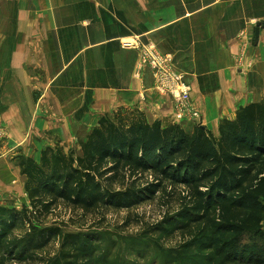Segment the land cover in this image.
I'll use <instances>...</instances> for the list:
<instances>
[{"label":"trees","instance_id":"1","mask_svg":"<svg viewBox=\"0 0 264 264\" xmlns=\"http://www.w3.org/2000/svg\"><path fill=\"white\" fill-rule=\"evenodd\" d=\"M19 166L33 208L45 211L58 205L84 213L130 209L165 185L183 187L190 208L179 214L181 224L191 223L192 233L199 227L211 231L212 248H220L228 262L264 264V101L239 107L234 120L220 123L217 137L199 125L186 132L139 115L129 125L103 117L78 156L47 148L38 162L21 159ZM18 222V214L0 206L3 257L21 261L56 235L29 234L19 241L22 252L7 255ZM64 239L71 251L62 255L63 264L91 259L90 239Z\"/></svg>","mask_w":264,"mask_h":264},{"label":"rangeland","instance_id":"2","mask_svg":"<svg viewBox=\"0 0 264 264\" xmlns=\"http://www.w3.org/2000/svg\"><path fill=\"white\" fill-rule=\"evenodd\" d=\"M7 15L6 32L15 24L9 13ZM9 34H5L4 45H0V206L18 214L19 225L12 234L11 244L5 254L22 252L23 243L19 241L34 232L36 235L42 231L56 230V235L42 251L29 253L21 261L11 255L3 257L0 252V264H63L62 255L71 251L68 244L64 243V238L69 235L86 237L94 245L91 259L82 264H239L226 261L220 248L216 251L212 248L210 243L214 236L211 231L199 227L192 233L191 223L181 224L179 214L183 215V210L190 208L183 187L165 185L152 199L141 201L130 209L110 207L90 213L60 205L47 211L34 209L26 191L27 178L21 174V159L36 161V158L38 162L42 151L47 148H59L64 154L73 157L81 154V144L92 129L89 123L84 125L82 120L93 108L94 89L100 85L104 89L114 84L109 83L107 74H92L87 59L86 65L74 63L65 68L59 65L61 57L67 61L76 55V51L37 50L34 52L35 63L24 68L25 73L32 77L25 79L26 95L22 82L14 76L12 52L8 49L12 33ZM123 42L137 45L133 40H123L121 45ZM132 48L139 51L135 72L136 69L140 74L145 70L149 72L153 78V89L173 100L168 92L156 88L155 79L170 77V71L188 85L183 76L176 72L171 55L163 54L170 56V66L154 73L149 67L137 65L141 49ZM57 74L60 75L58 78ZM46 75H52L53 78H46ZM240 79H228V90H233L231 94L234 96L236 87L243 85ZM249 80L250 84L258 80L259 86L264 82V78ZM192 81L195 85L190 106L196 116L185 115L180 118L174 114L176 118L191 120L190 127H182L186 132H191L199 125L217 137L218 131H212L213 123L220 125L228 117L219 98L218 102L215 101L217 93L220 96L222 94L225 78H192ZM250 98L246 96L242 101ZM258 99L259 102L264 101L262 97ZM62 110L70 115V119L67 117L70 121L60 130L55 120L60 117ZM121 111L118 109L115 115L108 114L106 117L118 124L129 125L135 116ZM50 120L53 121L51 125L48 123ZM48 127H52V131H48ZM186 224H190L189 229L183 230ZM262 226L264 229V222Z\"/></svg>","mask_w":264,"mask_h":264},{"label":"crops","instance_id":"3","mask_svg":"<svg viewBox=\"0 0 264 264\" xmlns=\"http://www.w3.org/2000/svg\"><path fill=\"white\" fill-rule=\"evenodd\" d=\"M8 13L15 24L6 32ZM6 33H12L8 49L14 76L26 95L25 79L32 77L24 68L35 63L37 50L76 51L67 61L61 57L59 65H81L87 59L92 74L108 75L114 86L94 89L93 108L82 120L91 128L118 109L139 115L149 124L183 128L192 124L176 118L172 100L153 89L149 72H135L139 51L124 48L123 40L152 44L171 55L176 72L188 84L191 102L192 78H225L215 101L219 98L223 103L227 120L234 119L239 107L264 98V82L259 86L258 80L252 84L249 80L264 78V0H0V45ZM229 78L243 81L236 87V96L228 90ZM246 96L250 100L242 101ZM59 116L55 125L62 130L70 115L62 110ZM218 128L213 123L212 131Z\"/></svg>","mask_w":264,"mask_h":264},{"label":"built area","instance_id":"4","mask_svg":"<svg viewBox=\"0 0 264 264\" xmlns=\"http://www.w3.org/2000/svg\"><path fill=\"white\" fill-rule=\"evenodd\" d=\"M122 46L124 48L140 47V57L137 65L149 67L154 73L158 72L160 68L169 67L171 64L170 56H164L159 53L152 44L142 45L137 43V45H133L131 42H123ZM161 77L162 78H155L156 88H159V90L163 92H168L169 95L173 96V111L176 116L180 118L196 116L195 111L190 106V89L181 82V77L173 74L171 71L170 77Z\"/></svg>","mask_w":264,"mask_h":264},{"label":"water","instance_id":"5","mask_svg":"<svg viewBox=\"0 0 264 264\" xmlns=\"http://www.w3.org/2000/svg\"><path fill=\"white\" fill-rule=\"evenodd\" d=\"M256 38H257V32H256Z\"/></svg>","mask_w":264,"mask_h":264}]
</instances>
